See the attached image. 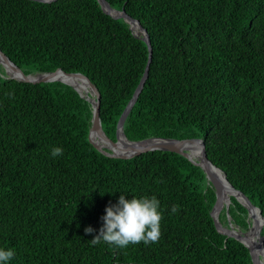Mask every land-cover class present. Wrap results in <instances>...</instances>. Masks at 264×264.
I'll use <instances>...</instances> for the list:
<instances>
[{"label": "trees", "instance_id": "trees-1", "mask_svg": "<svg viewBox=\"0 0 264 264\" xmlns=\"http://www.w3.org/2000/svg\"><path fill=\"white\" fill-rule=\"evenodd\" d=\"M104 1L139 23L151 48L126 139H202L207 159L264 218V0ZM129 27L98 0H0L1 52L25 75L85 76L112 141L148 62ZM91 118L72 86L9 79L0 64V247L14 249L10 264H251L242 243L215 229V192L200 167L172 151L107 157L88 141ZM55 146L62 156L50 155ZM121 194L157 197V242L91 244ZM229 198L230 225L246 233L248 211ZM218 220L228 227L224 207ZM89 225L96 232L86 234Z\"/></svg>", "mask_w": 264, "mask_h": 264}, {"label": "water", "instance_id": "water-1", "mask_svg": "<svg viewBox=\"0 0 264 264\" xmlns=\"http://www.w3.org/2000/svg\"><path fill=\"white\" fill-rule=\"evenodd\" d=\"M32 1L40 2V3H51V2H54L56 0H32ZM98 2L100 3L101 8L105 14L109 15L110 17H112L114 19L124 20L126 23L129 24L130 29H131L132 24H136L141 31V39L146 43L147 50H148V62H147V65L145 67L144 73H143V75H142L131 99L127 103V105H126L125 109L123 110L120 118L118 119L117 126H116V133H115V138H116L115 141H112L111 139H109L101 129L100 119H99L100 95H99L96 87L92 83H90L89 80L85 76H83L81 74H76V73H71V74L65 73L61 69H57L53 72L46 73V74L25 75L0 50V64L3 66L6 74L8 75V78L14 79V80L19 81V82H28V83H34V84L35 83L51 82V81H60L64 84L72 86L76 91H77V89L73 85H71L65 81L59 80V79H53L52 76L57 72H62L65 75L73 76V77H76V78H79V79L86 81L88 83L89 90H90V93H89L90 96H86V100L92 106V118H91V126H90L89 133H88V141L93 145V147L96 148L103 155H105L107 157H111V158H117V159H130V158H134V157H136L142 153L151 152V151H172V152H176L178 154H181L182 156L187 158L192 164L200 167L203 170V172L205 173V176H206L208 183L213 187L214 192H215V202H214V205H213L211 212H210V215H211V218L213 220V224L215 226V229L217 230V232L219 234L225 236L226 238H232V239L242 243L248 249L251 264H258V262L260 261V258L255 253V248H251V245H249L247 238H246V235L249 232V230L251 229V227L254 225V213L257 212L258 216L262 220V223H261L262 225H261V228L256 231V242H257L256 249L261 250L264 254V236L260 235L261 230L264 229V218L262 217L260 210L255 208L242 193L235 190L230 185V183L227 181L225 175L221 172V170L216 168L207 159V156L205 153V145H204V142L202 139L191 138V139H184V140H175V139L153 138V139H147V140L140 141V142H131V141L127 140L126 137L124 136V134L122 132L123 123H124L127 115L129 114L132 106L134 105V103H135V101H136V99H137V97H138V95L142 89V86H143L144 81L147 77V74H148V67H149V62H150V58H151V48H150V43H149V37H148L146 31L140 26V24L137 21L129 18L126 15V13L123 11V9L120 11H117V10L112 9L104 0H98ZM7 69L13 71L17 75H15V76L9 75L7 72ZM78 94L81 97H83L79 92H78ZM93 137H95L97 140H100L103 143V145H98L97 143L93 142L92 141ZM119 140H121L122 145L127 148V151L122 152V153H118L114 150V148L117 147ZM153 140L162 141V143L160 145L155 144V145L147 146V147H141L139 145V144H142L144 142L153 141ZM166 144H172L174 146H179V147L178 148L163 147V145H166ZM190 144L197 145L199 147L198 162H195L194 160H192L189 157V155L187 154V152L184 150V148ZM105 150H108L109 152H106ZM211 168H214L223 174L225 182L230 187V194H231L230 196L235 197L247 209L248 216L251 219L252 224L246 233H241V232L235 230L230 225V222L228 219V213H227V208L229 205V199L225 203H223L221 201V193H220L221 185L217 181V179L215 178L214 174L211 172ZM223 207L225 208V211H226L228 227L222 226L218 220L220 211L222 210Z\"/></svg>", "mask_w": 264, "mask_h": 264}, {"label": "clouds", "instance_id": "clouds-1", "mask_svg": "<svg viewBox=\"0 0 264 264\" xmlns=\"http://www.w3.org/2000/svg\"><path fill=\"white\" fill-rule=\"evenodd\" d=\"M8 95L11 97L13 93ZM50 155L53 158L62 156V147H52ZM177 210V206L173 205L170 214ZM161 219L160 201L157 197L143 195L129 199L121 194L115 204L105 207L101 217L103 223L90 242L93 246L105 243L113 249H124L130 244L137 245L141 242L145 245L155 243L161 235ZM84 232L91 234L96 229L89 225L84 228ZM14 256V249L0 247V264H10Z\"/></svg>", "mask_w": 264, "mask_h": 264}, {"label": "bare ground", "instance_id": "bare-ground-1", "mask_svg": "<svg viewBox=\"0 0 264 264\" xmlns=\"http://www.w3.org/2000/svg\"><path fill=\"white\" fill-rule=\"evenodd\" d=\"M131 29L135 35H137V36L141 35V31L136 24H132ZM7 72L11 76L17 75L16 73H14L13 71H11L9 69H7ZM52 78L65 81V82L73 85L82 96H88L90 93L88 83L82 79H79V78H76L73 76L65 75L62 72L55 73L52 76ZM92 141L97 143L98 145H103V143L100 140H97L95 137L92 138ZM161 143H162V141L153 140V141L144 142V143L139 144V145L141 147H147V146H152L155 144L160 145ZM163 147L178 148L179 146H174L172 144H166V145H163ZM114 150L118 153H122V152L127 151V148L124 147L122 145L121 140H119V143L117 144V147L114 148ZM184 150L187 152V154L189 155V157L192 160H194L195 162H198L199 147L197 145L190 144V145L186 146L184 148ZM211 172L214 174L215 178L217 179V181L221 185V190H220L221 201L223 203H225L228 201V199H230L229 198L231 195L230 194V187L225 182V179H224L223 174L221 172H219L218 170H216L214 168H211ZM261 223H262L261 218L258 216V213L255 212L254 213V225L251 227V229L249 230V232L246 235V238H247L249 245H251V248H255V253L260 258V261L258 262V264H264L263 252L261 250L256 249V244H257V242H256V231L261 228V225H262Z\"/></svg>", "mask_w": 264, "mask_h": 264}]
</instances>
